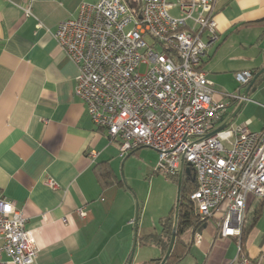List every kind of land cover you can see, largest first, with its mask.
Returning <instances> with one entry per match:
<instances>
[{
    "label": "crops",
    "instance_id": "obj_1",
    "mask_svg": "<svg viewBox=\"0 0 264 264\" xmlns=\"http://www.w3.org/2000/svg\"><path fill=\"white\" fill-rule=\"evenodd\" d=\"M97 1L0 0V198L26 218L38 249L34 264H126L134 241L140 261L131 264L146 262L141 247L149 244L159 252L151 259L162 257L159 246L143 240L161 227L150 231L139 222L134 194L116 171L124 160L118 141L93 123L74 95L77 67L54 39L57 25L75 18L80 3ZM123 1L139 8L143 0ZM214 18L218 38L200 65L206 77V65L220 63L228 42L243 48L255 35L254 43L264 40V0H215ZM226 101L230 115L229 106L240 101ZM102 169L110 171L107 183ZM47 178L58 187L47 186ZM245 209L255 219L244 252L264 264V197L249 195ZM181 238L188 250L176 264H235L236 237L219 234L216 216Z\"/></svg>",
    "mask_w": 264,
    "mask_h": 264
},
{
    "label": "built area",
    "instance_id": "obj_2",
    "mask_svg": "<svg viewBox=\"0 0 264 264\" xmlns=\"http://www.w3.org/2000/svg\"><path fill=\"white\" fill-rule=\"evenodd\" d=\"M214 16L215 0H143L139 8L82 2L54 39L77 67L74 95L118 141L119 156L148 147L158 155L156 173L192 175L197 215L216 216L219 234L236 237L235 264H257L240 253V235L247 197H264V126L253 131L249 119L233 125L226 100L247 98L215 93L200 68L218 38ZM252 77L235 74L242 86ZM45 183L58 187L52 178ZM25 224L22 211L0 198V264L35 263L38 249Z\"/></svg>",
    "mask_w": 264,
    "mask_h": 264
},
{
    "label": "rangeland",
    "instance_id": "obj_3",
    "mask_svg": "<svg viewBox=\"0 0 264 264\" xmlns=\"http://www.w3.org/2000/svg\"><path fill=\"white\" fill-rule=\"evenodd\" d=\"M256 36L253 37L250 45L247 44L243 48L228 42L220 63L213 67L214 62H208L206 69L209 78H207L212 82L213 89L221 93L243 95L246 87L236 82V72L256 69L264 62V40L254 43ZM239 104L240 102L231 104L229 111H234ZM248 119L252 122L250 129L253 131L260 130L264 124V74L257 81L254 90H250L247 100L243 102L231 123L237 125ZM121 159H124L123 163L121 165V161L119 162L116 171L124 180L126 188H130L134 194L135 208L137 204L139 209V222L147 230L152 231L155 228L158 231L161 218L167 216L176 203L178 195L176 179L155 172L158 155L151 148L141 147L136 154ZM141 248L143 250L140 258L144 261L159 256V252L153 250L150 244L146 248L143 246ZM134 255L133 262L140 261L138 254L135 257Z\"/></svg>",
    "mask_w": 264,
    "mask_h": 264
},
{
    "label": "trees",
    "instance_id": "obj_4",
    "mask_svg": "<svg viewBox=\"0 0 264 264\" xmlns=\"http://www.w3.org/2000/svg\"><path fill=\"white\" fill-rule=\"evenodd\" d=\"M259 70V69H258ZM258 70H253L251 73L254 75ZM260 77L252 85L255 86ZM141 148V147H139ZM134 149L131 153H133ZM100 180L102 182L107 183L105 179L110 175V171L108 169H102L99 171ZM178 183V178H176ZM196 187L195 180L193 176H184L180 179L179 191H178V199L170 213L160 220L161 231L159 233L150 234L143 238L145 242H151L155 245L159 246L162 249V257L164 256L172 235L173 227H174V241L172 245V249L168 258L165 260L163 264H176L179 260L184 256V254L188 250V244L184 243L181 238L182 234L189 228L196 226L201 221L200 217L195 212L194 206L189 199V195L194 191ZM176 215V216H175ZM254 213L245 210L242 226H241V235H240V244L241 251L240 253L245 254L244 252V241L246 239V235L248 234L249 229L252 226V222L254 221ZM162 257L151 259L146 261L143 264H160ZM252 261V260H251ZM129 263V258L126 264ZM131 264V262H130Z\"/></svg>",
    "mask_w": 264,
    "mask_h": 264
},
{
    "label": "water",
    "instance_id": "obj_5",
    "mask_svg": "<svg viewBox=\"0 0 264 264\" xmlns=\"http://www.w3.org/2000/svg\"><path fill=\"white\" fill-rule=\"evenodd\" d=\"M264 74V67L260 68L254 75L253 77L251 78V80L249 81L248 85L246 86L245 88V91L243 93V97L247 98V95L249 93L250 90H254V87H252V85L254 84V82L257 80L258 77H262ZM243 104V101L240 102V104L237 106V108L230 114L229 116V119L230 120H233V118L236 116V114L239 112V110L241 109V106ZM227 125V123H223L221 126H219L216 131H219L223 128H225ZM186 172L189 173V170L186 169ZM179 184H180V178L178 179V191H179ZM177 199H178V195H177ZM176 216V215H175ZM136 229H135V240H136ZM173 241H174V227H173V231H172V235H171V239H170V243H169V246L164 254V256L162 257L161 259V262L160 264H163L165 262V260L168 258L169 254H170V251L172 249V245H173ZM135 246H136V241H134L133 243V246H132V249H131V253H130V256H129V263L131 262L132 258H133V253H134V250H135Z\"/></svg>",
    "mask_w": 264,
    "mask_h": 264
}]
</instances>
